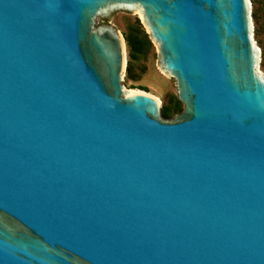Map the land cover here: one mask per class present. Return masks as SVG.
Listing matches in <instances>:
<instances>
[{"label":"water","instance_id":"water-1","mask_svg":"<svg viewBox=\"0 0 264 264\" xmlns=\"http://www.w3.org/2000/svg\"><path fill=\"white\" fill-rule=\"evenodd\" d=\"M249 0H0V264H264V75ZM133 17L177 112L122 85Z\"/></svg>","mask_w":264,"mask_h":264},{"label":"rangeland","instance_id":"rangeland-1","mask_svg":"<svg viewBox=\"0 0 264 264\" xmlns=\"http://www.w3.org/2000/svg\"><path fill=\"white\" fill-rule=\"evenodd\" d=\"M252 37L260 49L259 71L264 75V0H250ZM95 26H111L124 39V68L122 85L126 89L139 90L155 96L161 105V115L167 113L166 119L177 114L171 97L170 88L155 74V53L151 49L144 55L131 58L126 45V36H139L133 17L108 13L95 19Z\"/></svg>","mask_w":264,"mask_h":264},{"label":"trees","instance_id":"trees-1","mask_svg":"<svg viewBox=\"0 0 264 264\" xmlns=\"http://www.w3.org/2000/svg\"><path fill=\"white\" fill-rule=\"evenodd\" d=\"M125 42L127 47L129 48L131 58L138 57L139 55H144L150 48V46L140 33L139 36H126ZM162 116L164 118H167V113L163 112Z\"/></svg>","mask_w":264,"mask_h":264},{"label":"bare ground","instance_id":"bare-ground-1","mask_svg":"<svg viewBox=\"0 0 264 264\" xmlns=\"http://www.w3.org/2000/svg\"><path fill=\"white\" fill-rule=\"evenodd\" d=\"M250 1V0H249ZM250 7H251V4H250ZM252 27H253V24H252ZM252 39H253V37H252ZM254 40V39H253ZM259 49V48H258ZM259 52H260V49H259ZM259 70V69H258ZM126 91H127V93H141V94H147V93H145V92H142V91H139V90H130V89H126ZM148 95H150V94H148ZM152 96V95H151ZM157 101H158V103H160V101H159V99L158 98H156L155 96H153Z\"/></svg>","mask_w":264,"mask_h":264}]
</instances>
